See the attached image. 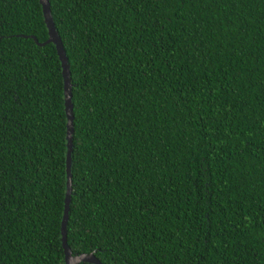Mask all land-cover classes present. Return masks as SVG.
<instances>
[{"label":"trees","instance_id":"16d2710c","mask_svg":"<svg viewBox=\"0 0 264 264\" xmlns=\"http://www.w3.org/2000/svg\"><path fill=\"white\" fill-rule=\"evenodd\" d=\"M48 1L72 254L264 264V0ZM47 38L39 0H0V264H63Z\"/></svg>","mask_w":264,"mask_h":264},{"label":"water","instance_id":"95a60500","mask_svg":"<svg viewBox=\"0 0 264 264\" xmlns=\"http://www.w3.org/2000/svg\"><path fill=\"white\" fill-rule=\"evenodd\" d=\"M44 22L48 31V38L45 42L40 43L43 45L52 42L55 45L62 68L63 78V98L64 109L66 115V191L64 195V207L60 226V239L63 249V264H78L80 262H89L92 264H103L93 253L73 255L66 238V227L68 221V213L70 207L71 196V153H72V139H73V112H72V85L70 78V70L68 58L57 32L54 21L52 19L50 4L48 0H39Z\"/></svg>","mask_w":264,"mask_h":264}]
</instances>
